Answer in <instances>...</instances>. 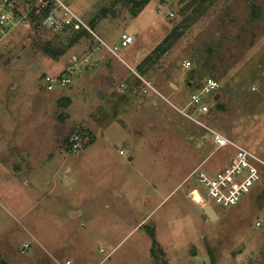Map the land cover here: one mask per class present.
I'll use <instances>...</instances> for the list:
<instances>
[{
	"label": "rangeland",
	"instance_id": "obj_1",
	"mask_svg": "<svg viewBox=\"0 0 264 264\" xmlns=\"http://www.w3.org/2000/svg\"><path fill=\"white\" fill-rule=\"evenodd\" d=\"M144 1L67 0L86 23H111L105 40L118 48L101 44L100 66L55 89L45 75L93 51L96 36L38 23L2 43L0 264H264L263 177L237 204L214 203L210 219L192 198L195 170L216 173L235 148L176 107L258 154L264 0ZM137 29L125 48L123 30ZM208 77L220 96L195 112L187 103Z\"/></svg>",
	"mask_w": 264,
	"mask_h": 264
},
{
	"label": "built area",
	"instance_id": "obj_2",
	"mask_svg": "<svg viewBox=\"0 0 264 264\" xmlns=\"http://www.w3.org/2000/svg\"><path fill=\"white\" fill-rule=\"evenodd\" d=\"M38 23L55 32L82 29L92 31L86 21L72 9L67 0H0V55L2 43L16 28L19 26L33 27ZM121 39L122 45L127 47L134 42L135 37L133 34L124 32ZM105 46L117 53L116 49L109 44L105 43ZM90 63L94 64L89 56L83 60L75 58L73 63L68 64L61 73L57 75L46 74L44 77L46 89L51 90L58 86L68 85L71 81L70 75L80 67L83 68ZM192 65L191 60L184 61L186 69H191ZM219 88V81L213 77H208L202 81V86L199 89L191 93V98L187 103L188 107L193 106L195 112L198 109L200 113L208 114L211 106L207 102L206 95H213L216 98ZM176 107L187 117L209 129L218 146L232 145L235 148L233 159L216 173L202 169L201 165L196 168L195 172L201 185L193 188L191 192L193 200L201 207L205 204L213 206L214 203L222 206L237 204L264 177L260 168V165H264V160L258 154L248 150L234 139L217 131L211 125L188 112L187 105L185 109ZM81 145L82 137L75 133L70 138L69 149L75 151Z\"/></svg>",
	"mask_w": 264,
	"mask_h": 264
},
{
	"label": "crops",
	"instance_id": "obj_3",
	"mask_svg": "<svg viewBox=\"0 0 264 264\" xmlns=\"http://www.w3.org/2000/svg\"><path fill=\"white\" fill-rule=\"evenodd\" d=\"M103 8V7H102ZM102 10V9H101ZM100 19H98V23H87L88 25H89V27L91 28V30L92 31H90V30H87V29H82V30H79L78 32H76V33H78L79 35L81 34L82 36L83 35H86V33H83V31L85 32L86 30L87 31H89L92 35H94V36H96V38H98V40L100 41V43L99 44H97L95 47H94V49H93V51H89V52H81L80 54H74L73 56H74V59L75 58H79V57H82V56H94V55H97V54H99V56H100V51H102L103 49H102V45L101 44H103V45H105V43L106 44H108L107 42H106V40L105 39H111V37H112V26H111V23H102V22H100L99 21ZM95 29H97V31H98V33L94 30V28ZM86 31V32H87ZM124 32H126V33H130L131 34V32H129L128 30H123V32L122 33H124ZM135 32V40H134V42L132 43V44H130L129 46H127L128 48L129 47H131L132 45H134L135 44V41L137 40V38H138V36L139 35H141L142 33H143V30H140V29H137V30H135L134 31ZM133 34V33H132ZM122 40V39H121ZM93 45H94V43H93ZM110 46V45H109ZM112 47V46H111ZM127 47H125V48H127ZM113 48V47H112ZM118 47H116L115 49H117ZM98 50V51H97ZM117 52V51H116ZM72 56V57H73ZM102 57L103 56H100L99 57V60L97 59V61L95 60V59H93L92 57H90V59L94 62V66H100V63L103 61L104 62V59H102ZM102 59V60H101ZM110 61L108 60V62L107 61H105V63L106 64H108ZM95 63H96V65H95ZM94 66H92V67H94ZM91 67V66H90ZM105 67V66H104ZM103 67V68H104ZM84 68H86V67H84ZM87 68H89V66H87ZM106 69H109V68H107V67H105ZM115 68V67H114ZM131 69H134V68H131ZM145 80V79H144ZM145 82L149 85V86H151L152 87V89L155 91V94L156 95H159V96H161L162 98L163 97H165V94L161 91V90H159V89H157V88H155L154 86H152L149 82H147V80H145ZM217 95H219V94H217ZM217 95H216V97H217ZM220 96V95H219ZM165 98H167V97H165ZM229 136V135H228ZM229 137H231V136H229ZM231 138H233V137H231ZM238 142V141H237ZM202 147H203V144H202ZM255 148H256V151H257V153H258V155L264 160V142H261V144H258V145H256L255 146ZM234 154L235 153H231V155H232V158L230 159V161L233 159V157H234ZM203 164V162H201V164L200 165H202ZM227 165V164H226ZM225 165V166H226ZM260 168H261V170H262V173H263V175H264V165H260ZM263 180H264V177H263Z\"/></svg>",
	"mask_w": 264,
	"mask_h": 264
},
{
	"label": "water",
	"instance_id": "obj_4",
	"mask_svg": "<svg viewBox=\"0 0 264 264\" xmlns=\"http://www.w3.org/2000/svg\"><path fill=\"white\" fill-rule=\"evenodd\" d=\"M219 95H217L218 97ZM216 97V99H217ZM203 211L206 213V215L210 218V219H218L219 215L216 212V210L214 209L213 206H211L210 204H205L202 206Z\"/></svg>",
	"mask_w": 264,
	"mask_h": 264
},
{
	"label": "trees",
	"instance_id": "obj_5",
	"mask_svg": "<svg viewBox=\"0 0 264 264\" xmlns=\"http://www.w3.org/2000/svg\"><path fill=\"white\" fill-rule=\"evenodd\" d=\"M149 1L148 0H146V1H144V4H146V3H148ZM50 30V29H49ZM66 31H73V30H66ZM63 32V31H62ZM76 32H78V31H76ZM57 33H59V32H57ZM78 58V57H77ZM78 59H80V58H78ZM92 62V61H91ZM87 66H94V64H88V65H86V66H84V67H86L87 68ZM72 75H73V73L70 75V78L72 77ZM195 75V73H193V76ZM71 82V81H70Z\"/></svg>",
	"mask_w": 264,
	"mask_h": 264
}]
</instances>
